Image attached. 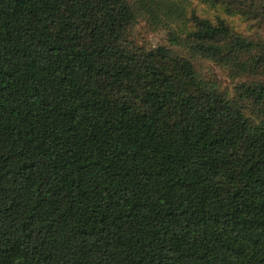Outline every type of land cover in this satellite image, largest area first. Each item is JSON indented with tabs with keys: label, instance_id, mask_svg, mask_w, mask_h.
I'll return each instance as SVG.
<instances>
[{
	"label": "trees",
	"instance_id": "1",
	"mask_svg": "<svg viewBox=\"0 0 264 264\" xmlns=\"http://www.w3.org/2000/svg\"><path fill=\"white\" fill-rule=\"evenodd\" d=\"M0 264H264V0H0Z\"/></svg>",
	"mask_w": 264,
	"mask_h": 264
},
{
	"label": "rangeland",
	"instance_id": "2",
	"mask_svg": "<svg viewBox=\"0 0 264 264\" xmlns=\"http://www.w3.org/2000/svg\"><path fill=\"white\" fill-rule=\"evenodd\" d=\"M148 39H149L150 44L152 45H157L159 43H162L163 39H165V32L152 33L151 35L148 36Z\"/></svg>",
	"mask_w": 264,
	"mask_h": 264
}]
</instances>
